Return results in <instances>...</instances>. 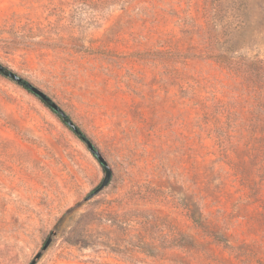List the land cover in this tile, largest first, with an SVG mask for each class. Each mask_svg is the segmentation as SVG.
<instances>
[{
    "label": "rangeland",
    "instance_id": "obj_1",
    "mask_svg": "<svg viewBox=\"0 0 264 264\" xmlns=\"http://www.w3.org/2000/svg\"><path fill=\"white\" fill-rule=\"evenodd\" d=\"M0 65L83 135L0 74V264H264V0H0Z\"/></svg>",
    "mask_w": 264,
    "mask_h": 264
},
{
    "label": "water",
    "instance_id": "obj_2",
    "mask_svg": "<svg viewBox=\"0 0 264 264\" xmlns=\"http://www.w3.org/2000/svg\"><path fill=\"white\" fill-rule=\"evenodd\" d=\"M0 74L9 77L12 80L16 81L18 84L23 86L25 89L28 91L32 92L35 96H37L52 112H54L57 116H59L64 124L70 128L73 132H75L78 136L82 137L80 131L77 129V127L73 124V122L69 119V117L56 105L46 94L32 86L30 83L23 81L10 71H8L6 68H4L2 65H0ZM95 156L97 157L101 167L104 169L105 176L104 179L101 183V186L99 189L104 188L108 182L110 181L112 171L111 169L107 166L106 162L103 160V158L94 151Z\"/></svg>",
    "mask_w": 264,
    "mask_h": 264
},
{
    "label": "trees",
    "instance_id": "obj_3",
    "mask_svg": "<svg viewBox=\"0 0 264 264\" xmlns=\"http://www.w3.org/2000/svg\"><path fill=\"white\" fill-rule=\"evenodd\" d=\"M52 112V111H51ZM63 124H64V122L62 121V119L59 117V116H57L54 112H52ZM75 133V132H74ZM81 133V132H80ZM76 134V133H75ZM77 135V134H76ZM81 135H82V133H81ZM83 136V135H82ZM77 137H79L80 139H82V137H80V136H78L77 135Z\"/></svg>",
    "mask_w": 264,
    "mask_h": 264
}]
</instances>
